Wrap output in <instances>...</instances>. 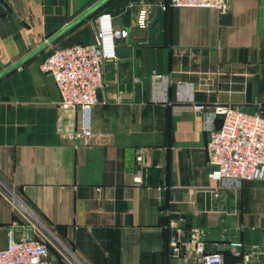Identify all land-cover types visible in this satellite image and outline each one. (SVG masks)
Returning a JSON list of instances; mask_svg holds the SVG:
<instances>
[{
  "label": "crops",
  "instance_id": "obj_1",
  "mask_svg": "<svg viewBox=\"0 0 264 264\" xmlns=\"http://www.w3.org/2000/svg\"><path fill=\"white\" fill-rule=\"evenodd\" d=\"M143 2L154 5L149 23L167 4L165 44H150V24L137 23ZM103 6L129 29L118 45L133 53L106 61L94 134L74 139L80 111L60 107L40 63L93 42ZM193 103L264 108V0H230L225 13L170 0H0V248L14 221L19 238L33 218L64 237L51 264H199L197 229L208 251L242 241L243 252L258 245L251 264H264V180L227 188L210 177L209 119ZM173 222L188 241L180 257ZM223 252L240 259L232 246Z\"/></svg>",
  "mask_w": 264,
  "mask_h": 264
},
{
  "label": "built area",
  "instance_id": "obj_2",
  "mask_svg": "<svg viewBox=\"0 0 264 264\" xmlns=\"http://www.w3.org/2000/svg\"><path fill=\"white\" fill-rule=\"evenodd\" d=\"M170 4L175 7L215 8L221 13L230 9V0H170ZM160 5L165 9L167 7V4ZM153 7L152 3H142L136 13L139 25L149 26ZM93 29V42H78L55 49L40 63L41 69L50 73L58 86L60 107L80 111L78 127L71 133L74 139L93 136L92 111L99 101L98 91L105 85L104 64L117 58L118 39L129 34L127 27L114 26L110 11L99 15ZM120 98L121 95H118L117 100ZM192 106L206 113L209 119L207 150L210 177L227 188H241L247 180H264V108L248 111L234 104L213 109L205 103H193ZM217 115L222 116L219 126L214 123ZM138 160L142 165V155L138 156ZM135 184H143L141 168L135 174ZM31 222L32 238H28L27 233L16 238L18 221L8 228L9 241L6 247L0 248V264H51L50 243L41 229ZM172 226L177 228V235L170 242L172 255L180 257L185 253L188 241L182 238L181 229L175 222ZM189 242L194 244L199 264H228L223 251L206 249L203 229H197ZM230 246L240 256L233 264H251L258 248L254 245L250 251L243 252L242 241H232Z\"/></svg>",
  "mask_w": 264,
  "mask_h": 264
},
{
  "label": "water",
  "instance_id": "obj_3",
  "mask_svg": "<svg viewBox=\"0 0 264 264\" xmlns=\"http://www.w3.org/2000/svg\"><path fill=\"white\" fill-rule=\"evenodd\" d=\"M8 8L11 10V8L8 6ZM166 19H167V13L166 9L163 8L162 5H158L156 16L151 20L150 22V44L153 45H161L165 44L166 42ZM159 21L161 25V30L158 35H156L155 32V23ZM48 44V43H47ZM133 53V48L129 45H116V54L119 57H127L130 56ZM188 219H190V214L186 215ZM41 224H43L45 227L47 226L44 222L41 221ZM33 229L30 227L27 229V237L32 238ZM209 245L206 246L208 248ZM213 251H224L225 249H229V245H225L224 243H215L213 245Z\"/></svg>",
  "mask_w": 264,
  "mask_h": 264
},
{
  "label": "rangeland",
  "instance_id": "obj_4",
  "mask_svg": "<svg viewBox=\"0 0 264 264\" xmlns=\"http://www.w3.org/2000/svg\"><path fill=\"white\" fill-rule=\"evenodd\" d=\"M43 232L45 238L49 241L51 247H61L64 244V239L55 232V230L48 224L45 227L43 224L39 223L36 219L30 218Z\"/></svg>",
  "mask_w": 264,
  "mask_h": 264
},
{
  "label": "trees",
  "instance_id": "obj_5",
  "mask_svg": "<svg viewBox=\"0 0 264 264\" xmlns=\"http://www.w3.org/2000/svg\"><path fill=\"white\" fill-rule=\"evenodd\" d=\"M168 2H169V1H168ZM103 10H105L104 6L100 8V11H103ZM108 11H109V10H108ZM57 233H58L62 238H64L63 235H61L59 232H57ZM224 254H226V252H224ZM227 263H228V264H233L234 262H233V263L227 262Z\"/></svg>",
  "mask_w": 264,
  "mask_h": 264
}]
</instances>
